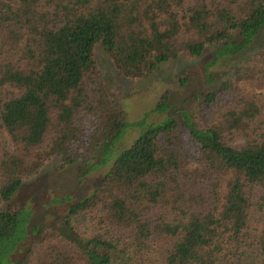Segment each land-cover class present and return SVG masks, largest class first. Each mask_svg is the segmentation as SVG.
Returning a JSON list of instances; mask_svg holds the SVG:
<instances>
[{
  "label": "trees",
  "instance_id": "trees-1",
  "mask_svg": "<svg viewBox=\"0 0 264 264\" xmlns=\"http://www.w3.org/2000/svg\"><path fill=\"white\" fill-rule=\"evenodd\" d=\"M263 34L264 0H0V264H264V46L219 87L209 71ZM97 44L130 78L215 48L211 87L115 157L129 124ZM54 158L113 162L63 225L32 227L12 200Z\"/></svg>",
  "mask_w": 264,
  "mask_h": 264
},
{
  "label": "rangeland",
  "instance_id": "rangeland-1",
  "mask_svg": "<svg viewBox=\"0 0 264 264\" xmlns=\"http://www.w3.org/2000/svg\"><path fill=\"white\" fill-rule=\"evenodd\" d=\"M263 46L264 34L259 42L236 62L222 59L209 68L215 76L213 85L219 87L222 82L231 78ZM214 52L215 48H208L199 57L182 53L177 59L162 64L148 77L130 78L118 70L100 44L96 45L94 58L97 67L110 95L126 111L129 124L114 150L115 157L129 148L143 134L147 125L165 121L176 106L183 105L188 111L193 112L196 106L194 96L211 87L207 83L206 64L213 58ZM262 92L264 93V90ZM166 95L169 98L168 109L163 113H155L156 106ZM172 115L178 114L173 112ZM5 141L12 148L9 138L5 135V139H2L0 133V152ZM111 163L110 166H100L86 177H81L78 165L62 167L59 159L54 158L46 163L37 175L24 182L12 203L27 213H33L30 222L32 227L57 228L64 224L72 204L93 193L108 172ZM4 208L5 205L0 206V210ZM73 223L79 232L85 230L83 218L74 219ZM0 251L1 256L6 253L5 251L9 252V249L1 248ZM15 253L14 259H18L23 251Z\"/></svg>",
  "mask_w": 264,
  "mask_h": 264
}]
</instances>
